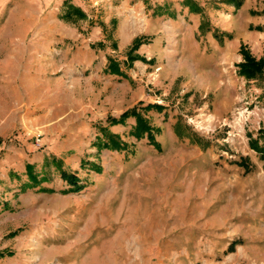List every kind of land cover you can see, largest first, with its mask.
<instances>
[{
	"label": "rangeland",
	"instance_id": "1",
	"mask_svg": "<svg viewBox=\"0 0 264 264\" xmlns=\"http://www.w3.org/2000/svg\"><path fill=\"white\" fill-rule=\"evenodd\" d=\"M187 1L0 0V264H264V153L252 145L264 139V73L237 67L241 47L264 54V0L246 27L263 48L241 44L225 66L240 88L193 95L178 79L162 95L161 67L141 53L150 17L177 2L204 10V41L207 11L241 5ZM65 3L86 20H61ZM109 61L122 79L107 77ZM141 87L165 115L142 109ZM132 109L158 147L130 136L135 118L109 121ZM102 129L125 150L101 149ZM27 165L40 185L27 187Z\"/></svg>",
	"mask_w": 264,
	"mask_h": 264
},
{
	"label": "crops",
	"instance_id": "2",
	"mask_svg": "<svg viewBox=\"0 0 264 264\" xmlns=\"http://www.w3.org/2000/svg\"><path fill=\"white\" fill-rule=\"evenodd\" d=\"M167 1L172 2V0ZM195 1L199 2L200 8L203 7L199 0ZM240 2L241 5L236 8L237 3ZM236 4V7L220 4V11H207L209 27L204 33V41L194 40L195 36L200 35L199 27L203 24L204 10L197 12L177 2L167 10L158 9L155 19L150 17L148 20V31L149 29L150 31L145 34L155 38L151 43L141 46V53L145 54L146 59L152 58L154 66L161 67L157 86L163 89L162 95L170 92L178 79H182L181 84L188 85V91L193 95L207 93L216 95L222 90L231 91L240 88L238 77L233 75L236 68L231 70L225 66L228 62L232 65L239 63V58L235 59V57H238L236 53L241 44L248 45L251 51L253 48L260 49L263 46L257 33L246 30L249 25L258 24L253 12L261 9L255 6L256 0H238ZM158 6L161 4L158 3ZM143 67L147 69L151 66L143 65ZM107 77L122 79L117 75H107ZM144 92L145 88L141 87L138 94V99L144 101L141 106L152 102L150 96L144 97ZM159 106L160 110L153 111L158 115H165L168 111L166 106ZM122 111L120 110L119 113ZM132 122V119H126L124 124H134ZM48 189L51 190L50 187Z\"/></svg>",
	"mask_w": 264,
	"mask_h": 264
},
{
	"label": "trees",
	"instance_id": "3",
	"mask_svg": "<svg viewBox=\"0 0 264 264\" xmlns=\"http://www.w3.org/2000/svg\"><path fill=\"white\" fill-rule=\"evenodd\" d=\"M190 0L187 1L189 3ZM63 13L60 15V19L64 21H70L73 16H76V18L80 20H86L87 16L86 14L76 6H73L71 4L65 3L63 10ZM138 46V43L135 42L133 44V47L131 49L135 50ZM239 53L242 56V62L237 65L238 67V74L239 76L244 77L247 80H256L264 73V54L259 59H256L253 57L244 47L240 48ZM140 58L138 57H131L129 56V60H138ZM109 74L114 75H121L119 65L117 63H114L112 61H109V64L106 68ZM143 110H160L161 107L159 105H145L142 107ZM133 117L135 118V125L133 126L130 136L134 137L136 140H141L143 138H146L148 142L158 147V143L155 141V133L157 132V129H154L149 125L146 119L137 112L136 109H132L129 111H126L120 115L118 119H109L111 124H118L122 123L125 119ZM101 132L103 133L104 140L101 141L99 144V147L101 149L110 150V151H123L126 148V145L121 143L115 136L109 134L106 129H102ZM253 149L257 150L259 153H264V139L262 146L257 145V141L255 143L252 142ZM238 166L241 168H246V162L245 159L240 160L238 163ZM33 166L27 165V175L29 177L30 183L27 187H36L40 185L43 181L40 179H37L35 175H33ZM60 177L63 181H65L69 187V189L78 191L80 190V186L78 185V181L76 177L72 174H69L63 170H60ZM44 191H49L48 189H44ZM3 257V254L0 253V258Z\"/></svg>",
	"mask_w": 264,
	"mask_h": 264
},
{
	"label": "built area",
	"instance_id": "4",
	"mask_svg": "<svg viewBox=\"0 0 264 264\" xmlns=\"http://www.w3.org/2000/svg\"><path fill=\"white\" fill-rule=\"evenodd\" d=\"M36 142L38 143V142H39V140L37 139V140H36Z\"/></svg>",
	"mask_w": 264,
	"mask_h": 264
}]
</instances>
